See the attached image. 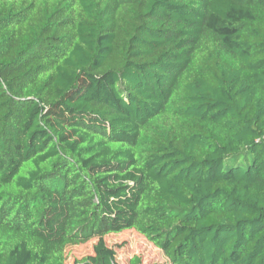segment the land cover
Returning a JSON list of instances; mask_svg holds the SVG:
<instances>
[{"label":"trees","instance_id":"16d2710c","mask_svg":"<svg viewBox=\"0 0 264 264\" xmlns=\"http://www.w3.org/2000/svg\"><path fill=\"white\" fill-rule=\"evenodd\" d=\"M130 229L264 264V0H0V264Z\"/></svg>","mask_w":264,"mask_h":264},{"label":"rangeland","instance_id":"374dc122","mask_svg":"<svg viewBox=\"0 0 264 264\" xmlns=\"http://www.w3.org/2000/svg\"><path fill=\"white\" fill-rule=\"evenodd\" d=\"M109 246L116 250V259L120 264H128L133 255L143 258V264H168L169 260L163 252L150 240H147L137 231L130 229L121 233H112L105 237ZM95 240L78 246H68L67 264H82L83 256L92 254Z\"/></svg>","mask_w":264,"mask_h":264}]
</instances>
